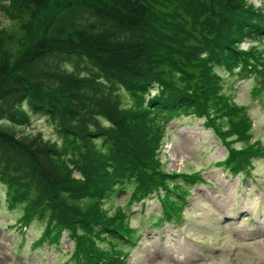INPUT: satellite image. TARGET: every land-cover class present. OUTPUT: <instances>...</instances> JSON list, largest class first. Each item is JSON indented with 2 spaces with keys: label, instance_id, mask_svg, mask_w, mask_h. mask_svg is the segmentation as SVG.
<instances>
[{
  "label": "trees",
  "instance_id": "16d2710c",
  "mask_svg": "<svg viewBox=\"0 0 264 264\" xmlns=\"http://www.w3.org/2000/svg\"><path fill=\"white\" fill-rule=\"evenodd\" d=\"M0 8L17 24L0 30L5 203L23 212L21 224H43L45 239L67 235L76 243V260L122 264L127 246L138 243L140 234L123 214L103 209L105 197L123 189L132 203L169 192L176 177L199 181L165 170L162 121L182 114L204 119L226 147L221 163L233 173L264 156V145L250 142L249 114L225 93L216 70L253 72L263 80L256 94H264V6L246 0H0ZM246 39L263 45L242 49ZM34 113L48 118L62 145L41 132L20 134ZM174 189L179 197L169 194L165 204L176 214L169 202L183 205L188 192ZM97 240L116 249L103 254Z\"/></svg>",
  "mask_w": 264,
  "mask_h": 264
},
{
  "label": "rangeland",
  "instance_id": "374dc122",
  "mask_svg": "<svg viewBox=\"0 0 264 264\" xmlns=\"http://www.w3.org/2000/svg\"><path fill=\"white\" fill-rule=\"evenodd\" d=\"M254 7L264 6V0H246ZM0 8V30H12L17 24ZM165 41H171L165 38ZM263 44L244 40L242 49ZM177 47L181 50L182 43ZM225 78L224 91L233 102L244 106L252 124V140L264 145V102L252 97L251 80ZM118 91V90H117ZM119 92V91H118ZM121 94H125L120 89ZM126 96V95H125ZM124 105L132 98L124 97ZM31 124L18 128L20 134L41 132L45 139L62 145L60 135L43 115L32 114ZM166 132L161 155L168 172L197 175L202 183L190 188L189 204L184 208L179 224L156 227L152 215H160L163 206L152 196L144 203L130 202L131 192L118 190L104 199L103 209L109 215L123 214L125 223L140 234L138 246H127L128 259L122 264H264V158L253 162L250 178L228 172L220 161L226 158V147L211 130L203 127L202 120L182 115L175 116L169 124L162 121ZM236 147V146H235ZM238 147H241L239 145ZM76 179L82 176L74 174ZM175 184L185 186L180 179ZM3 204L0 207V264H74L76 243L64 237L59 244L35 245L44 226L33 221L21 228L20 209L11 210L5 203V188L0 185ZM89 199V197H87ZM178 203H181L178 201ZM123 206V209H122ZM246 216V217H245ZM97 241L101 253L107 254L112 245ZM111 264H120L112 262Z\"/></svg>",
  "mask_w": 264,
  "mask_h": 264
}]
</instances>
